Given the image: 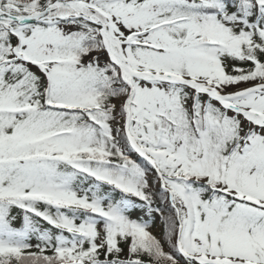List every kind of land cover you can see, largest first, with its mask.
Returning <instances> with one entry per match:
<instances>
[{
    "label": "snow or ice",
    "instance_id": "6c2138e0",
    "mask_svg": "<svg viewBox=\"0 0 264 264\" xmlns=\"http://www.w3.org/2000/svg\"><path fill=\"white\" fill-rule=\"evenodd\" d=\"M0 264H264V0H0Z\"/></svg>",
    "mask_w": 264,
    "mask_h": 264
}]
</instances>
